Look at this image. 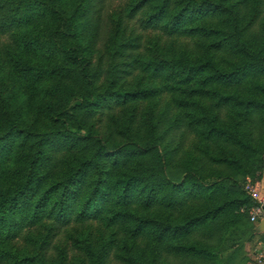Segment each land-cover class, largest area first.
Segmentation results:
<instances>
[{
	"label": "trees",
	"instance_id": "16d2710c",
	"mask_svg": "<svg viewBox=\"0 0 264 264\" xmlns=\"http://www.w3.org/2000/svg\"><path fill=\"white\" fill-rule=\"evenodd\" d=\"M107 2L0 0V264H231L264 0Z\"/></svg>",
	"mask_w": 264,
	"mask_h": 264
},
{
	"label": "crops",
	"instance_id": "0c3cea01",
	"mask_svg": "<svg viewBox=\"0 0 264 264\" xmlns=\"http://www.w3.org/2000/svg\"><path fill=\"white\" fill-rule=\"evenodd\" d=\"M261 190H264V174L258 179ZM264 221V220H263ZM248 222L238 231L234 245L229 250V263L231 264H259L256 261V253L264 243V231L262 222Z\"/></svg>",
	"mask_w": 264,
	"mask_h": 264
},
{
	"label": "built area",
	"instance_id": "2783aa9c",
	"mask_svg": "<svg viewBox=\"0 0 264 264\" xmlns=\"http://www.w3.org/2000/svg\"><path fill=\"white\" fill-rule=\"evenodd\" d=\"M245 190L253 201L249 209L250 220L260 223L264 220V190H261L259 180L251 176L246 178ZM255 258L259 264H264V243L257 251Z\"/></svg>",
	"mask_w": 264,
	"mask_h": 264
},
{
	"label": "rangeland",
	"instance_id": "374dc122",
	"mask_svg": "<svg viewBox=\"0 0 264 264\" xmlns=\"http://www.w3.org/2000/svg\"><path fill=\"white\" fill-rule=\"evenodd\" d=\"M118 1H120V0H108L107 3H113V2H118ZM173 170H174V171H178V170H175V168H173ZM178 172H179V171H178Z\"/></svg>",
	"mask_w": 264,
	"mask_h": 264
},
{
	"label": "water",
	"instance_id": "95a60500",
	"mask_svg": "<svg viewBox=\"0 0 264 264\" xmlns=\"http://www.w3.org/2000/svg\"><path fill=\"white\" fill-rule=\"evenodd\" d=\"M262 230L264 231V221L262 222Z\"/></svg>",
	"mask_w": 264,
	"mask_h": 264
}]
</instances>
